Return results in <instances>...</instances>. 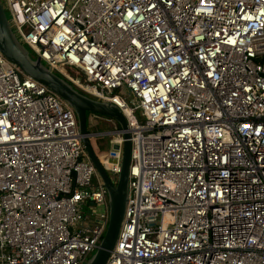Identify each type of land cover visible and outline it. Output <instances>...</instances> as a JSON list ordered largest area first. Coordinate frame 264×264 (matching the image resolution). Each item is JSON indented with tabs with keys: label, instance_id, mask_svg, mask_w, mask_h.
Instances as JSON below:
<instances>
[{
	"label": "built area",
	"instance_id": "1",
	"mask_svg": "<svg viewBox=\"0 0 264 264\" xmlns=\"http://www.w3.org/2000/svg\"><path fill=\"white\" fill-rule=\"evenodd\" d=\"M0 4L27 51L126 119L105 264H264V0ZM98 158L115 184L121 149ZM108 220L74 112L0 55V264H84Z\"/></svg>",
	"mask_w": 264,
	"mask_h": 264
},
{
	"label": "water",
	"instance_id": "2",
	"mask_svg": "<svg viewBox=\"0 0 264 264\" xmlns=\"http://www.w3.org/2000/svg\"><path fill=\"white\" fill-rule=\"evenodd\" d=\"M0 55L15 65L25 76L42 84L56 94L74 112L84 153L94 166L97 176L107 191L109 205V220L105 234L94 254L84 264H105L116 244L128 195L131 145L124 115L114 105L97 101L77 90L67 79L43 65L39 58L33 59L13 34L1 4ZM87 114L105 116L112 120L118 129L123 132L121 147L118 144H112L113 150L121 149L120 172L115 184L110 180L109 174L100 163L98 153L92 145L91 133L87 126Z\"/></svg>",
	"mask_w": 264,
	"mask_h": 264
},
{
	"label": "rangeland",
	"instance_id": "3",
	"mask_svg": "<svg viewBox=\"0 0 264 264\" xmlns=\"http://www.w3.org/2000/svg\"><path fill=\"white\" fill-rule=\"evenodd\" d=\"M28 53L30 56L34 57L33 53L29 51V49ZM64 70L70 77L74 78L85 86L93 87L92 84L86 81L85 75L80 70L68 67H65ZM99 91L103 90L99 89ZM127 102L130 106H132L129 102V99H127ZM87 126L90 133H107L113 131L114 129H118L117 125L112 120L97 114H89L87 116ZM112 141L113 137L108 135L93 137L91 139L92 145L98 153V156L105 155V153H107L108 150L112 148Z\"/></svg>",
	"mask_w": 264,
	"mask_h": 264
},
{
	"label": "trees",
	"instance_id": "4",
	"mask_svg": "<svg viewBox=\"0 0 264 264\" xmlns=\"http://www.w3.org/2000/svg\"><path fill=\"white\" fill-rule=\"evenodd\" d=\"M5 15H6V18H7V20L9 21V17H8V15L5 13ZM89 114H87V116H88Z\"/></svg>",
	"mask_w": 264,
	"mask_h": 264
}]
</instances>
